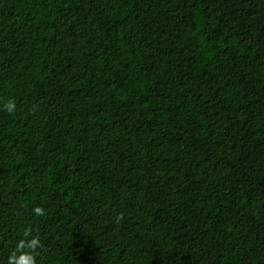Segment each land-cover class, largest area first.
<instances>
[{
	"label": "trees",
	"instance_id": "trees-1",
	"mask_svg": "<svg viewBox=\"0 0 264 264\" xmlns=\"http://www.w3.org/2000/svg\"><path fill=\"white\" fill-rule=\"evenodd\" d=\"M8 100L0 264H264V0H0Z\"/></svg>",
	"mask_w": 264,
	"mask_h": 264
},
{
	"label": "clouds",
	"instance_id": "clouds-1",
	"mask_svg": "<svg viewBox=\"0 0 264 264\" xmlns=\"http://www.w3.org/2000/svg\"><path fill=\"white\" fill-rule=\"evenodd\" d=\"M15 110L16 104L12 100L0 103V112H6L11 115ZM33 215L36 219H43L46 217V211L42 207H35ZM120 219V217H117V222ZM42 251V242L34 237L29 230H24L15 249L8 256L7 264H38V257Z\"/></svg>",
	"mask_w": 264,
	"mask_h": 264
}]
</instances>
